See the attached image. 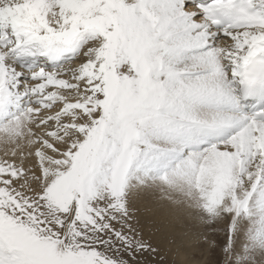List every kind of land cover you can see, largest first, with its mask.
I'll list each match as a JSON object with an SVG mask.
<instances>
[{
	"label": "snow or ice",
	"instance_id": "6c2138e0",
	"mask_svg": "<svg viewBox=\"0 0 264 264\" xmlns=\"http://www.w3.org/2000/svg\"><path fill=\"white\" fill-rule=\"evenodd\" d=\"M173 220L264 264V0H0V264H164Z\"/></svg>",
	"mask_w": 264,
	"mask_h": 264
},
{
	"label": "rangeland",
	"instance_id": "374dc122",
	"mask_svg": "<svg viewBox=\"0 0 264 264\" xmlns=\"http://www.w3.org/2000/svg\"><path fill=\"white\" fill-rule=\"evenodd\" d=\"M167 208V205L164 206ZM175 238V243L170 239ZM161 247L165 249L164 264H208L209 254L199 248L195 241L184 236V228L179 220H173V228L161 240Z\"/></svg>",
	"mask_w": 264,
	"mask_h": 264
}]
</instances>
